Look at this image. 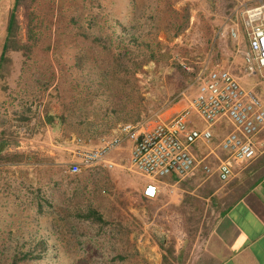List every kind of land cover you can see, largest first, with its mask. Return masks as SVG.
Masks as SVG:
<instances>
[{
  "label": "rangeland",
  "instance_id": "1",
  "mask_svg": "<svg viewBox=\"0 0 264 264\" xmlns=\"http://www.w3.org/2000/svg\"><path fill=\"white\" fill-rule=\"evenodd\" d=\"M260 1L24 0L16 8L18 43L0 88V264H182V250L207 229L199 201L145 196L149 178L130 167L128 147L111 154L110 168L71 173L69 165L77 145L192 98L212 69L261 96L242 18ZM102 43L118 55L115 68ZM231 129L221 117L211 142Z\"/></svg>",
  "mask_w": 264,
  "mask_h": 264
},
{
  "label": "built area",
  "instance_id": "2",
  "mask_svg": "<svg viewBox=\"0 0 264 264\" xmlns=\"http://www.w3.org/2000/svg\"><path fill=\"white\" fill-rule=\"evenodd\" d=\"M242 18L249 45L247 66L250 72L257 68L264 88V2L246 6ZM223 116L232 129L218 142L227 155L218 158L217 170L221 179H227L234 160L247 161L256 154L252 136L264 124V100L225 68L212 69L201 76L195 95L173 116L163 118L158 113L136 122H124L99 144L77 145L69 172L112 167L116 161L111 154L128 142L130 167L149 178L143 194L155 197L159 187L153 180L191 172L199 162L191 145L209 144L215 136L214 124ZM196 117L203 126L196 124ZM204 167L209 170L207 165Z\"/></svg>",
  "mask_w": 264,
  "mask_h": 264
},
{
  "label": "crops",
  "instance_id": "3",
  "mask_svg": "<svg viewBox=\"0 0 264 264\" xmlns=\"http://www.w3.org/2000/svg\"><path fill=\"white\" fill-rule=\"evenodd\" d=\"M14 3L15 0H0V56ZM6 74V69H0V88L5 84ZM261 97L264 100V91ZM190 98L181 97L160 112V116H173ZM252 139L255 156L247 161L234 160L227 179H221L217 170L218 158L225 157L227 151L218 142L206 145L205 150V144L197 142L191 151L199 162L191 172L153 180L159 187L158 194L166 191L167 199L177 203L196 200L204 209L201 219L207 229L191 246L183 249L184 241L182 264H264V124ZM125 147L130 150L129 143L124 142L116 152L122 153ZM146 182L141 184L142 191Z\"/></svg>",
  "mask_w": 264,
  "mask_h": 264
},
{
  "label": "trees",
  "instance_id": "4",
  "mask_svg": "<svg viewBox=\"0 0 264 264\" xmlns=\"http://www.w3.org/2000/svg\"><path fill=\"white\" fill-rule=\"evenodd\" d=\"M23 2H24V0H15L14 6H13V10L10 12V16H9V20H8V26H7V37H6V41L4 43L3 52H2V54L0 56V59H1L0 69H3V68L6 69V58H7L6 55H7L8 48H11L12 46L14 48L15 44L18 43V41L15 38V36H16V30H17V25H18V19H17V16L15 14V11H16V8L21 3H23ZM17 45H19V44H17ZM102 47H104L105 49H107L108 52L113 55V59L114 60L112 61V66L114 68H115V66H118L119 65L118 55L113 50H111L110 44L102 43ZM141 119H143V118H141ZM141 119H138V120H141ZM138 120H135V121H125V122H136ZM93 169L94 168L88 169V170L91 171Z\"/></svg>",
  "mask_w": 264,
  "mask_h": 264
}]
</instances>
